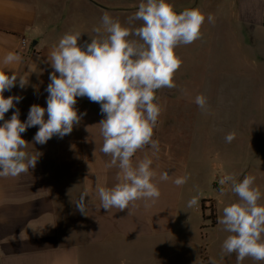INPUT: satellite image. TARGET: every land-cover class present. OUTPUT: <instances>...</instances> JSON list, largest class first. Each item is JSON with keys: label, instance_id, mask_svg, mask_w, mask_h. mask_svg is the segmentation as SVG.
<instances>
[{"label": "crops", "instance_id": "crops-1", "mask_svg": "<svg viewBox=\"0 0 264 264\" xmlns=\"http://www.w3.org/2000/svg\"><path fill=\"white\" fill-rule=\"evenodd\" d=\"M98 2L0 0V70L7 68L14 71L26 82L23 88L17 83L10 91L4 92L5 98L21 97L15 108L5 114V119H10L18 109L19 118L24 122L33 104L47 107L46 88L53 71L47 63V56L52 47L67 32H79L81 42L89 41V37H96L93 28L101 25L102 14H119L115 7H103ZM195 9L206 17L211 14L215 18L214 23L206 18L201 31L208 30L211 37L214 35V40L216 35L229 51L234 48L238 59L235 65H240L236 74L228 69L218 70L214 66L215 58L219 56L220 64L224 65L225 62L226 66L227 57L221 53L217 55L214 49L212 54L208 49L209 59L205 70L214 77L208 78L198 89L214 92L232 89L263 91L264 0H207ZM133 13L129 12L128 15ZM232 25H236L237 29L233 30ZM217 28L221 30L218 36L213 34ZM243 29H246L248 38L243 36ZM22 38L27 40L29 47L19 53ZM207 38L201 34L196 41L206 42ZM180 47L185 48L186 45H180L177 49ZM8 52L18 53L21 61L5 66L3 58ZM176 54L184 62L175 76L198 70L193 51ZM210 59L213 60L212 66ZM253 71L259 83L249 82L247 76ZM175 85V88L165 87L156 92V102L162 111L153 139L159 141V151L154 153V150L146 147L133 157L134 165L146 155L153 161L152 169L156 173L154 182L161 193L154 203L137 200L124 211L112 208L106 212L101 207L96 184L99 180L101 186H114L118 183L119 169L107 167L110 157L100 151L103 137L99 122L104 115L100 112V105L87 97L77 98L75 108L78 114H83L82 118L72 132L63 138L53 136L45 144L35 143L34 136L39 126L30 127L21 134L28 143L23 150L37 157V163L35 168L17 177H0V264L168 263L169 245L181 240L189 219L184 195L186 183L176 186L173 181L185 175L190 177V171L198 174L199 167L208 166L217 150L220 154L226 153L225 146L228 144L224 136L226 127L223 126L220 129L222 137L211 128L202 135L196 131V123L195 130L190 134L179 128L177 117L170 116L169 112L177 113L189 98L184 95L182 85ZM215 103V100L207 99V106ZM232 103V100L222 98L217 106ZM239 104L246 107L248 99L241 98ZM241 118L247 119L243 115ZM247 122H241L242 127L245 123L244 131H247ZM221 144L224 145L223 150ZM240 152H243L241 143ZM200 154L205 156L207 163L200 162ZM225 158L231 160L227 154ZM165 171L169 173V179L162 181L160 175ZM260 176L255 180V185L261 190L260 201L264 205V171ZM215 185L219 190L222 187L212 183L213 189ZM85 191L88 196L84 216L75 210L74 205ZM205 261L204 255L201 263Z\"/></svg>", "mask_w": 264, "mask_h": 264}, {"label": "clouds", "instance_id": "clouds-1", "mask_svg": "<svg viewBox=\"0 0 264 264\" xmlns=\"http://www.w3.org/2000/svg\"><path fill=\"white\" fill-rule=\"evenodd\" d=\"M206 18L210 23L215 22L211 14L206 17L199 9L177 13L169 0H142L138 10L126 21L127 25L140 21L139 27L125 26L105 12L101 25L93 28L96 37H89V41L81 42L79 32L63 34L47 56L53 70L46 88L47 107L33 104L24 122L19 118L18 109L10 119H5V114L15 108L21 97L5 98L4 92L17 83L23 88L25 79L7 68L0 70V121H3L0 124V177H17L35 168L37 157L23 150L28 143L22 133L39 126L35 143L45 144L53 136L63 138L82 118L83 114H78L75 108L77 98L87 97L100 105L104 115L99 122L103 137L100 151L110 157L107 167L119 169L118 183L114 186H101L99 180L96 184L101 207L106 212L112 208L124 211L137 200L154 203L161 193L154 182L153 161L146 155L134 165L133 157L146 147L154 153L159 151V141L153 139L162 111L156 102V92L176 87L174 76L183 63L176 49L201 38ZM21 59L18 53L8 52L3 64L19 63ZM194 102L201 110H206L204 94H198ZM234 139V132L225 136L227 143ZM168 179L167 171L160 175V180ZM188 179L187 175L177 177L173 183L182 186ZM255 180V176L246 175L238 182L233 174H225L219 180L221 195L225 193L223 186L230 185L231 192L239 198L223 207L217 221L229 233L222 243V254L235 253L237 264L246 257L264 261V205L258 203L262 193ZM87 196L85 191L74 205L84 216ZM198 202V197L193 196L187 206L191 208ZM210 264L217 261L210 259Z\"/></svg>", "mask_w": 264, "mask_h": 264}, {"label": "rangeland", "instance_id": "rangeland-1", "mask_svg": "<svg viewBox=\"0 0 264 264\" xmlns=\"http://www.w3.org/2000/svg\"><path fill=\"white\" fill-rule=\"evenodd\" d=\"M99 1L98 3L103 7H115V11L119 14L110 16L119 20L122 24H125V26L127 25V18L131 16L128 15V13L137 11L139 3L142 2V0H113L112 3L110 2L111 0ZM206 1L207 0H169L177 12H181V9L182 11L184 9H193L200 3ZM233 22L235 21L233 20ZM131 26L139 27L141 26V22L136 21L134 25ZM232 29H237V26L232 25ZM245 30L246 29H243V31ZM220 32L221 30L217 28L214 30L213 34L216 33L218 36ZM246 33V31L243 32V36L248 38ZM201 34L208 36L206 42L195 41L186 45L185 48L180 47L176 49L177 53L193 51L195 62L199 68L194 73L174 76V82L184 87V95L188 96L189 101H185V104L178 109L177 113L169 112V115L177 117V125L184 133L190 134L196 123V131L200 132L202 135L205 134L208 128H211L212 131L222 137L220 129L223 126L226 127L224 136L229 132H234L235 139L231 143L226 144V153L220 154L217 150L214 154L215 156L212 158L213 160L208 162V166H200L198 174L194 171H190V177L186 182L184 192L189 219L181 235V240L178 239L174 244L169 245L167 264H210V259H215L217 264H237L235 253L222 254V243L229 233L224 231L223 225H220L217 221L218 218L222 216L223 207L237 202L239 198L231 192L230 185L223 186L225 187V193L221 195L220 192H217L219 188L216 185L214 186L215 189H213L212 183L220 185L219 180L225 174H233L238 182L241 181V175L242 178L246 175H253L256 177V180L261 177L260 175L264 171V90L232 89L215 92L199 90L198 88L204 81L214 77V74H208L207 70H205V66L209 59L208 49H210V53H212V49H214L217 55L221 53L225 54L227 57L226 66L225 62H223L224 65L220 64L219 56L215 58L214 66L218 70L223 71L224 69H228L233 72V74H236L237 69L240 70V65H235L238 59L234 48L229 51L230 49H227L224 44L220 43L216 35L214 40V35L211 37L208 30H205V32L201 31ZM197 47H199V51ZM229 53H231V55ZM211 59L210 66L213 65V60ZM216 68H214L215 72H218ZM239 70L237 71L238 73ZM247 77H249V82L259 83V80L255 78L254 71ZM198 94H204L207 99L215 100V105L207 106L206 110H201L194 102ZM222 98L232 100L233 103L225 106H217ZM241 98L248 99V105L246 107L240 106L239 101ZM242 115L247 117V119L243 120L241 118ZM243 121H248L246 124L247 131H244L245 123H243L242 127L241 122ZM213 123H217V125L214 126L212 125ZM240 143L242 144L243 152L239 154ZM221 147L223 150L224 145L221 144ZM225 154L231 157V160L227 161ZM204 158L205 156L200 154V162L207 163V161H204ZM227 164L231 166H227ZM190 169L192 170V167H190ZM243 171H245V175ZM193 196H197L199 202L196 206L189 208L187 203ZM202 199H210L207 201H210L211 206L215 209V226H211L210 220L207 219L210 215V211H201L200 205ZM258 203L261 205L263 204L261 201ZM209 204L208 202L204 203V207L208 208ZM204 255L206 261L201 263V258H203ZM240 264H262V261H256L251 257H246Z\"/></svg>", "mask_w": 264, "mask_h": 264}, {"label": "trees", "instance_id": "trees-1", "mask_svg": "<svg viewBox=\"0 0 264 264\" xmlns=\"http://www.w3.org/2000/svg\"><path fill=\"white\" fill-rule=\"evenodd\" d=\"M206 202L210 203L208 208L204 207V203H206ZM200 208H201V211H204V210H209L210 211V215H209V217L207 219L210 220L211 226H215L216 225V215H215L214 207L211 206V202L207 201V200H202Z\"/></svg>", "mask_w": 264, "mask_h": 264}, {"label": "built area", "instance_id": "built-area-1", "mask_svg": "<svg viewBox=\"0 0 264 264\" xmlns=\"http://www.w3.org/2000/svg\"><path fill=\"white\" fill-rule=\"evenodd\" d=\"M29 47V43L25 38H22L19 42V53L24 52Z\"/></svg>", "mask_w": 264, "mask_h": 264}]
</instances>
